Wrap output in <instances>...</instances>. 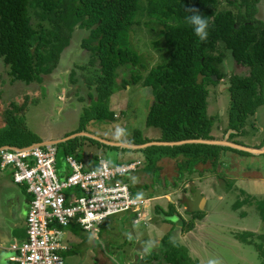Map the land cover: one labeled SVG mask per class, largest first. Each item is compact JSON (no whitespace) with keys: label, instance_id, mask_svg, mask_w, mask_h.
I'll return each mask as SVG.
<instances>
[{"label":"trees","instance_id":"obj_1","mask_svg":"<svg viewBox=\"0 0 264 264\" xmlns=\"http://www.w3.org/2000/svg\"><path fill=\"white\" fill-rule=\"evenodd\" d=\"M260 2L225 0L227 8L219 9L220 0H0V59L11 84H40L43 76L57 70L63 51L70 46L73 36L80 32L83 35L80 48L89 54V66L94 67L91 81L97 85V101L93 103L92 110H83L76 132H87L91 121L113 120L114 112L106 103L115 88L141 84L150 90L153 99L146 127L160 131L161 137L157 142L212 139L214 116L207 112L208 86H216L228 77V121L224 130L233 131L229 139L242 144L233 138L246 135L248 119L264 104V21L256 17ZM189 8L197 9L209 19L207 41L199 40L194 34L187 20ZM33 18L37 21L35 25L32 24ZM137 26L142 30L151 28L150 31H156L152 48L163 58L161 63L149 68L144 55L134 47L132 40L133 34L136 37ZM229 60L232 66L241 67L244 71L232 72L228 76ZM120 68L129 70L130 76L119 83L116 78ZM143 72L145 76H142ZM72 74L73 71L69 73L70 80ZM25 106L11 102L10 108L5 109L4 126L0 127V148L21 149L41 143V138L25 123L22 114ZM79 140L100 145L88 137H75L56 147L65 156L70 155L75 153ZM148 142L152 140L144 138L139 130L134 131L129 140V143L137 145ZM263 145L264 139L256 148ZM107 148L119 150L118 147ZM121 150L141 153L145 171L152 174V184L161 183L158 163L162 159L181 158L176 163L178 181H181L184 176L190 178L200 172L196 170L199 164L210 163L214 170L223 151L251 156L229 147L207 144L152 145L141 150ZM188 181L191 182V178ZM152 184L145 183L142 187L152 188ZM135 190L136 187L131 185L133 194ZM190 191L195 193L194 188ZM236 205H242L240 200ZM259 205L264 220V202ZM187 206L185 213L189 219L182 217L173 203H168L167 210L155 204L153 213L173 228L179 222L182 230L188 232L205 214ZM67 229L74 235L83 233L74 224ZM240 234L244 242H250L249 237L254 236L250 232ZM82 243L85 241L78 245ZM159 245L158 250L147 252L139 262L196 264L186 247L171 238V230L161 237ZM255 246L259 264H264V245L259 243ZM73 250L71 247L64 256Z\"/></svg>","mask_w":264,"mask_h":264},{"label":"rangeland","instance_id":"obj_2","mask_svg":"<svg viewBox=\"0 0 264 264\" xmlns=\"http://www.w3.org/2000/svg\"><path fill=\"white\" fill-rule=\"evenodd\" d=\"M220 3L219 9L227 8L225 0H220ZM258 9L256 17L264 21V0L258 4ZM36 23L37 21L33 18L32 24L35 25ZM150 29L142 30L140 26H137L136 37L134 38L133 34L132 40L134 47L144 55L149 68L163 61L160 54L152 48V40L156 31H150ZM79 33L73 36L70 46L63 51L57 70L50 75L43 76V81L40 84L24 85L19 82L11 84L0 59V127L4 126L3 113L5 109L10 108L11 102L26 105L22 114L28 129L35 134L38 132V128H42L43 132H53L55 127L60 128V125L65 123L68 126L76 127L80 122L79 118L83 110L94 108L93 105L95 104L93 103L97 101L95 99L97 85L91 81L94 67L89 66V54H85L80 48L83 35ZM228 63L230 65L227 72L228 76L232 72L244 71L241 67L232 66L230 60ZM72 71L70 80L69 73ZM145 74L143 72L142 76ZM129 76V70L120 68L116 81L120 83L123 78L128 80ZM227 87L228 77L216 86H208L207 112L210 116H214L211 140L223 141L227 139L232 141L228 135L232 132L224 130L228 121L229 94ZM79 97L84 100L79 102ZM152 100L150 90L142 87L141 84L130 85L125 89L115 88L114 93L110 95L106 103L109 110L114 112V119L111 121L97 120L92 123V127L94 130L105 132L106 135L107 133L112 134L115 126L120 125L127 130L129 138L137 130L141 131L143 135L148 134L151 130L159 133L157 129L146 127V117ZM79 106L81 107L80 110ZM71 111L73 112L68 121L65 114ZM245 130L246 135L233 139H241L246 145L259 146L264 139V104L256 110L253 117L248 119ZM94 136L102 139V136ZM121 153L127 157L135 158L137 155L142 157L141 153L118 152L115 149H106L104 154L98 156L104 157L110 163H117L124 161L119 158ZM180 160L181 158L177 160L167 158L158 163L161 183L152 184L154 183L152 174L145 171L143 164L129 178V184L136 187L137 196L150 198L149 207L157 204L167 210L168 203L172 202L177 212L185 219L190 217L186 215L185 207L188 205L187 207L196 210L197 205H201V196L205 200L202 209L208 207L206 201L213 202L209 208L213 211L216 208H222V212H219L221 214L215 215L212 219L208 218V220L204 217L197 220L189 232H184L179 226V222L174 227V230L177 229L179 232H177L175 240L179 244L182 242L194 247L195 252L191 256L195 259H191L194 263L206 259V261L202 260L201 264H209L210 261H217L218 264H259L260 257L255 245L259 243L264 245V220L259 205V203L262 205L264 202V154L241 156L235 155V153L225 152L223 154L221 152L217 167L213 170L210 163L199 164L196 170L201 173H194L190 177L191 182L188 181L190 178L186 176L178 181L176 163ZM57 161L58 166L67 167L65 155L61 150L58 151ZM145 183L147 185L152 184L153 187L145 189L142 187ZM15 186L11 188V191L16 189L22 192L21 188ZM191 188L195 189V193L190 191ZM239 200L242 205H236ZM187 201L189 203L185 205L184 203ZM152 216L153 220L149 225L150 227L145 229L143 227L136 228L137 226L132 224L131 219L127 216L124 218L113 216L102 225L99 233H95L96 240L91 239L84 232L75 233L74 241L76 244H70L74 250L65 254L64 264H142V261L139 262L138 255L145 256L151 250H158L161 237L168 228H171L170 224L165 225L163 223L159 215L152 213ZM215 221L221 223L218 224ZM213 224L217 225V228L221 227L220 234L217 233L218 231H214V234L210 231ZM247 231L256 232L253 237H249L250 242H244L239 237L240 233ZM69 235L68 232V237ZM171 238L173 239L174 236ZM15 239L21 242L22 238ZM128 239L131 240L127 241ZM82 241L85 243L78 245ZM8 247L9 243L5 245L6 249ZM203 250L209 254V257H206L207 255ZM8 253L11 254L10 251ZM200 253H204V255H200ZM7 254L4 255L0 251V264H6Z\"/></svg>","mask_w":264,"mask_h":264},{"label":"built area","instance_id":"obj_3","mask_svg":"<svg viewBox=\"0 0 264 264\" xmlns=\"http://www.w3.org/2000/svg\"><path fill=\"white\" fill-rule=\"evenodd\" d=\"M57 154L53 145L0 151V171L10 168L13 183L30 196L25 236L10 243L7 264H64L70 248L64 228L70 224L97 233L109 218L127 216L136 228L150 227L155 205L149 207L150 198L133 194L129 184L142 160L112 164L97 156L90 166L73 153L60 172Z\"/></svg>","mask_w":264,"mask_h":264},{"label":"crops","instance_id":"obj_4","mask_svg":"<svg viewBox=\"0 0 264 264\" xmlns=\"http://www.w3.org/2000/svg\"><path fill=\"white\" fill-rule=\"evenodd\" d=\"M78 101L81 102L80 100H78ZM80 109H81V107L79 106V110ZM72 112L73 111L69 112L68 114H65L66 119H68V121L70 120V114ZM79 120H80V118H79ZM79 120H77V121H79ZM93 122H95V121H91L86 128V131L88 133L90 132V134L92 133L93 135L102 136V139H104L106 141L117 142L113 137L114 132H111L112 134L107 133L105 135L104 134L105 132L94 130L92 127ZM60 126H61L60 128L55 127V130H53V132H51V131L43 132L42 128H38V132L36 134L41 138V140H42L41 143L46 144L48 142H56V141H59L61 139L66 138V137L73 136V135L80 133V132H76L77 128L79 127V124L76 127L68 126L67 123L61 124ZM153 129H155V128H153ZM67 135H69V136H67ZM142 136L144 138L149 139V140L157 141L161 137V133H160V131H159V133H156L155 131L151 130L148 134H145V135L142 134ZM82 137H85V136H81L80 138H82ZM152 137H153V139H152ZM239 137L240 136H238L237 138H239ZM130 138L128 136H126L122 139V142L129 143ZM237 138H236V142H241L242 144L246 145L241 139H237ZM78 143H79V146L75 150V156H77V158H79L85 164H88L90 166L96 164L95 160H96L97 156L100 154H104L106 149H109L107 147H113V146H109V145L104 144V143L99 142V141H98V143L100 145L91 144V143H89V141H86V140H79ZM247 146L257 147L255 145H247ZM118 152H122V150L119 148ZM225 152L229 153L230 151H225ZM225 152L223 151V154ZM230 153H232V152H230ZM122 154L123 153H121L119 156L120 160L125 161V160L131 159V158L141 159L140 155H137L134 158V157L123 156ZM235 155H237V154H235ZM58 169H59V171L64 170V168L61 166H58ZM11 172L12 171L10 168H7V169L0 171V251H2L4 253V255L7 254V252H9V250L5 248L6 244L11 243V241L15 238H19V237L22 238L23 232L25 230V228H24L25 217H26V212L28 209V203H29V199H30V196L26 192L24 186L17 185L18 188H21L22 192H20L19 190H16V189L11 191V188L16 185L12 181ZM169 203H172V202H169ZM187 203H189V202L187 201L186 204L185 203L184 204L187 205ZM204 204H205V200H203L201 202V205L200 204L197 205L198 207L196 210L203 211L205 214V216H204L205 219L206 218L212 219L215 215L221 214V213H219V212H222L221 207L219 209L216 208L214 210L217 212H214L213 210L209 209L213 205V202L209 203V201H206V204L208 207L205 209H202V207H204L203 206ZM185 209H186V207H185ZM219 221L218 222L215 221V222L220 224L221 222H219ZM164 224L166 225L169 223H164ZM176 225H178V224L176 223L175 226ZM179 226H181V225H179ZM18 228H20V229H18ZM169 230H171V236H174L173 240H175V237L179 233L178 230L177 229L174 230L172 225H171V228H168L165 233H167ZM210 231L213 234H214V231L215 232L218 231L217 233L220 234L221 227L217 228V225L213 224L210 227ZM243 231H245V230H243ZM173 232H175L174 235H173ZM247 232H249V231H247ZM250 233L255 234L256 232L250 231ZM17 235H18V237H17ZM217 237H219V236H217ZM180 245L186 247L189 257L192 260H195V259H193V257H191V256H193V253L195 252L194 247L192 245L189 246L188 244H185L182 242L180 243ZM203 251L207 255L206 257H209L208 256L209 254L207 252H205V250H203ZM204 253H200V255H204ZM9 256H10V253H8L6 258H5L6 264H7V260H8ZM207 259H209V258H207ZM202 260L206 261V259H201V261ZM201 261L198 260L196 263L201 264Z\"/></svg>","mask_w":264,"mask_h":264},{"label":"water","instance_id":"obj_5","mask_svg":"<svg viewBox=\"0 0 264 264\" xmlns=\"http://www.w3.org/2000/svg\"><path fill=\"white\" fill-rule=\"evenodd\" d=\"M231 131V130H230ZM230 131H228L230 133ZM233 132V131H231ZM229 135V134H228ZM81 136H85L91 139H94L96 141L102 142L104 144H107L109 146H113V147H118L120 149H129V150H141V149H145L149 146L152 145H156V146H179V145H184V144H207V145H217V146H222V147H229L238 151H242V152H246L250 155H263L264 154V145L261 146L260 148H256V147H252V146H247L244 144H237L233 141H229L227 139H224L223 141H215V140H205V139H197V140H184V141H178V142H160V141H152V142H148L145 144H131V143H125V142H111V141H106L104 139L98 138L88 132H80L76 135L73 136H69L66 137L64 139H61L59 141L56 142H48V143H39V144H34L31 145L27 148H31V147H44V146H56L59 143L65 142L69 139H73L75 137H81ZM5 149H11V147H2L0 148V151L5 150ZM14 149H18V148H14ZM201 202L204 200V197L201 196L200 197Z\"/></svg>","mask_w":264,"mask_h":264},{"label":"clouds","instance_id":"obj_6","mask_svg":"<svg viewBox=\"0 0 264 264\" xmlns=\"http://www.w3.org/2000/svg\"><path fill=\"white\" fill-rule=\"evenodd\" d=\"M187 10L190 13V15L187 17V20L192 25L194 34L199 38V40L207 41L208 37H209V28H210L209 19L205 18L195 8H189ZM128 135L129 134H128V132H127V130L125 128L121 127L120 125H116L115 126L113 137H114V139L117 142H122V139L124 137L128 136ZM28 207H29V203H28ZM25 221H26V218H25ZM70 225H72V224H70ZM79 228L81 229L82 232L87 234L91 239L96 240L95 237H97V236L95 235V233L86 232V231H83V229L81 227H79ZM100 228H101V226H100ZM100 228H99V231L97 233L100 232V230H101ZM64 229H65V232L67 233V237H66L67 238V244L70 247L69 249H71L72 246L70 244H76L75 241H74L75 240V235L71 231H69L67 229V227H65ZM68 232L70 233L69 237H68ZM12 242L13 241H11V243ZM9 245H10V243H9ZM137 255H136V258H137ZM138 257H139V259L142 258V256H139V255H138ZM209 264H218V262L217 261H210Z\"/></svg>","mask_w":264,"mask_h":264}]
</instances>
